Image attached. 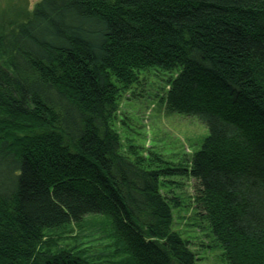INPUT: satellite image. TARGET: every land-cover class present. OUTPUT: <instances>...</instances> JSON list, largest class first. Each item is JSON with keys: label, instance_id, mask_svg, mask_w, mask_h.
<instances>
[{"label": "trees", "instance_id": "obj_1", "mask_svg": "<svg viewBox=\"0 0 264 264\" xmlns=\"http://www.w3.org/2000/svg\"><path fill=\"white\" fill-rule=\"evenodd\" d=\"M0 0V264H86L44 232L110 217L120 264H198L114 120L141 70L207 127L178 170L226 264H264V0ZM133 148V147H132Z\"/></svg>", "mask_w": 264, "mask_h": 264}, {"label": "rangeland", "instance_id": "obj_2", "mask_svg": "<svg viewBox=\"0 0 264 264\" xmlns=\"http://www.w3.org/2000/svg\"><path fill=\"white\" fill-rule=\"evenodd\" d=\"M37 1L27 0L29 9ZM172 76L157 66L141 70L138 80L120 97L114 128L125 155L134 152L137 157H146L147 169L174 170L161 179V194L179 201L178 206H172V230L187 241L198 264H226L223 250L208 230L196 202L198 182L178 172L188 166L208 130L197 117L166 108L162 98ZM40 245L51 253L69 252L86 264H120L125 257L116 251L119 245L110 217L102 214L46 230Z\"/></svg>", "mask_w": 264, "mask_h": 264}]
</instances>
